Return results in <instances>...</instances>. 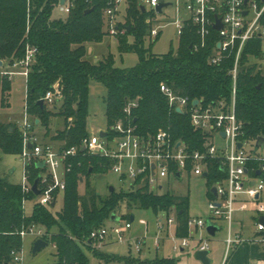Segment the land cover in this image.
<instances>
[{"label":"trees","instance_id":"trees-1","mask_svg":"<svg viewBox=\"0 0 264 264\" xmlns=\"http://www.w3.org/2000/svg\"><path fill=\"white\" fill-rule=\"evenodd\" d=\"M60 3L61 0H0V60L12 64L26 56L27 48L36 50V62L27 79L25 104L35 128L44 129L43 138L49 142H63L66 149L81 146L82 140L89 135L90 82L97 80L107 89L108 125L125 119V107L129 102H136L138 107L133 110L132 120L143 133L168 129L176 140L198 149L200 133L192 128L186 114L169 107L160 86L167 84L178 95L191 100L213 102L229 98L231 62L218 67L208 63L216 32L204 48L195 50L193 46L199 42V37L196 28L188 23L176 50L163 55L154 54V42L150 38L156 13L143 12L140 0H125V22L116 24L115 38L119 53L137 54L138 62L130 68L116 67L114 56L109 54L104 61L94 63L87 58V45L99 44L109 35L106 26L110 19L107 20L106 11L116 8L115 0H73L68 17L55 20L52 14ZM117 15H120L119 11L115 12ZM252 53L258 55V49ZM248 60L246 56L245 62ZM56 84L62 95L61 106L58 110L48 106L42 109L38 102ZM11 90L12 82L0 73V108L8 105ZM236 114L244 126L243 139H264V73L254 67L239 73ZM54 117L63 119L65 128L51 135ZM22 150L20 126L0 122V152L20 156ZM71 162L73 168L66 176L64 204L60 211L41 206L35 194L24 193L21 185L0 178V264H10L12 252L23 250L21 232L32 226L45 230L47 236L43 240L56 248L54 264H89L84 248L93 249L85 244L86 240L94 229L105 226L113 215L119 218L123 209L152 210L158 214L177 207L183 214L178 213L175 234L180 239L189 238L187 197L152 194L146 190H115L100 196L90 180L94 175L107 173L104 161L81 152ZM27 170L29 182L34 184L42 170L36 163ZM221 177L225 175L220 167L212 163L208 179L210 200L215 198L211 188ZM82 183L85 184L83 195L79 191ZM28 201H35L30 215L25 210ZM149 264L177 262L156 258Z\"/></svg>","mask_w":264,"mask_h":264},{"label":"built area","instance_id":"built-area-1","mask_svg":"<svg viewBox=\"0 0 264 264\" xmlns=\"http://www.w3.org/2000/svg\"><path fill=\"white\" fill-rule=\"evenodd\" d=\"M73 0H65L58 5L62 12L70 13ZM125 0H115V9L106 11L110 19V34L117 33L114 23L115 12L119 11ZM142 6L150 7L156 14V7L160 0H140ZM175 7L177 18L173 22L180 38L186 24H192L197 31L199 42L194 45L195 50L204 48L213 32H216L214 47L208 59L211 66H222L231 62L229 74L232 78L230 97L213 102L204 99L191 100L178 95L167 84H161L160 91L168 100L169 107L180 114H186L192 128L201 135L200 147L194 150L190 144L176 140L168 129H159L152 133H143L132 120L133 110L138 107L136 102H129L124 109L125 119L89 135L82 140L80 147L63 148V142L40 141L35 133L33 119L27 114L25 104V118L20 124L23 132L22 162L24 166L23 182L20 184L24 193H33L28 178V166L33 163L44 164L41 168L36 196L38 204L51 207L66 190V176L72 171V160L79 153H87L104 161L108 172L118 176L119 182L127 186L125 191L146 190L148 193L162 195L164 186L161 181L173 178L181 182L184 176L210 177L212 163L220 167L225 177L218 179L212 186L216 188L217 196L210 200L209 208L212 212L210 222L223 221L226 223V257L231 250L243 242L241 235L234 231L235 213L240 196H248L258 215L256 222L257 242L264 249V223L259 219L264 216V156L256 150L257 141L243 139V123L236 114L239 73L255 68L264 73V0H175L168 2ZM147 10V9H146ZM164 12V9H163ZM151 21L148 20V23ZM153 23L151 41L161 35L163 27ZM220 26V29H215ZM254 55L252 51L257 50ZM249 50V52H248ZM249 60L245 62V57ZM3 64L6 63L0 60ZM36 62V50L27 48L26 56L8 64L12 71L2 73L11 81L13 77L22 76L26 82L33 64ZM45 106L58 110L62 104V95L56 84L42 99ZM179 113V112H178ZM72 122V119H70ZM105 133L106 136L101 134ZM241 144V147H239ZM264 149V147H263ZM256 164V165H255ZM103 177V175H101ZM211 188V190H212ZM34 194V193H33ZM213 194V193H212ZM214 195V194H213ZM26 205V202H25ZM177 212L175 218L167 219L166 223L158 221V230L164 231L176 223L178 224L179 209L173 207L169 212ZM166 212V211H161ZM166 212V213H169ZM128 222L123 227L107 228L102 226L94 229L85 244L99 247L107 241H124V235L132 228ZM207 222L201 219H188L189 233L206 230ZM32 235L36 239L47 236L45 230L32 226L21 232V236ZM176 236V235H175ZM177 237V236H176ZM178 238V237H177ZM180 239V238H178ZM180 245L175 244L174 250L189 247V238L180 239ZM199 251H209L208 240L201 239ZM141 241L136 242L135 248L141 251ZM154 246L159 249L160 238H156ZM227 258H225L226 261ZM14 264H24L23 252H12Z\"/></svg>","mask_w":264,"mask_h":264},{"label":"rangeland","instance_id":"rangeland-1","mask_svg":"<svg viewBox=\"0 0 264 264\" xmlns=\"http://www.w3.org/2000/svg\"><path fill=\"white\" fill-rule=\"evenodd\" d=\"M168 2H174L175 0H167ZM147 11H151L150 7L146 8ZM119 18L125 22V3H121L119 7ZM68 14L62 12L59 7H55L52 18L55 20L66 19ZM176 9L173 6H169L164 9L162 14H156L157 25L163 27L161 29V35L158 41H152V51L154 54L163 55L170 50H176L179 43V37L176 27L173 22L176 20ZM108 20V19H107ZM111 26V24H110ZM109 25L106 26V30L110 34ZM115 36V35H114ZM114 36H106L99 44L87 45V58L93 61L95 57H98L99 61H104L109 54H112L115 59V66L121 68L134 67L138 62V55L134 53L121 55L118 51V42ZM148 47V43H146ZM12 71V68L6 64L4 67H0V73ZM12 90L8 97V105L4 108H0V122L4 124H20L25 118V102L27 95V82L24 77H13ZM107 89L97 80L90 82V98H89V118H88V131L97 133L98 131L107 127L106 117V99ZM51 109L50 107H48ZM65 128L64 120L59 117H54L51 120V135H55L56 132ZM41 136L43 137L44 129L41 128ZM49 139H47L48 142ZM41 141V139H40ZM256 145L254 144V147ZM264 156V149L259 153ZM24 176V166L22 157L17 155H6L0 152V178L6 179L14 184H22ZM91 184L96 192L100 196L107 195L113 186L116 191L126 190L127 186L122 185L119 182L118 176L114 173L108 172L103 175L102 178L94 175L91 178ZM164 186L163 194L169 193L176 197H183L189 199V217L191 219H201L205 222H210L212 219V212L209 208L210 197L208 196L209 185L208 180L202 176H184L181 182H176L173 178L161 181ZM80 193H85V184L82 183L79 187ZM63 194L59 196L55 211H60L63 208L64 200ZM34 202L28 201L25 205L27 215H30ZM119 220L106 221L105 226L111 228L114 226L123 227L128 222H131V217L134 221L131 223L132 228L124 235V241L119 242L116 240L107 241L99 247H92L93 250L84 248V252L89 259V264H149L153 262L157 257H167L171 255L173 258L182 259L183 262L191 264H200L196 259V247L198 241L201 239L208 240L209 244V258L212 260V264H215L216 260L220 261L223 257L224 247L219 245V241L223 238H227L226 223L223 221H215L216 226L222 228L217 231L215 236L209 235L207 230H200L190 233V255L181 256L179 252L173 249L174 244L180 245L181 240L175 236L176 223L172 224L169 229L166 227L164 231L158 230V221L162 220L166 223L168 217L175 218L177 212H159L154 213L152 210H139V209H123L119 214ZM243 218L254 217V213L247 212L243 215ZM234 226V230H235ZM235 232V231H234ZM156 238H160L161 246L157 249L154 246ZM222 238V239H221ZM36 237L32 235H26L23 237V258L24 264H54L56 258V248L54 245L49 244L47 247L42 248L36 254L33 253L34 243ZM141 241V251L136 250V242ZM220 247V248H219ZM173 249V251H172ZM227 255L226 258H228ZM227 260V259H226ZM133 262V263H132ZM10 264H14L11 262Z\"/></svg>","mask_w":264,"mask_h":264},{"label":"crops","instance_id":"crops-1","mask_svg":"<svg viewBox=\"0 0 264 264\" xmlns=\"http://www.w3.org/2000/svg\"><path fill=\"white\" fill-rule=\"evenodd\" d=\"M109 21V18H108ZM122 19L117 16L114 18V23L117 24L119 22L122 23ZM111 23V22H110ZM110 23L108 24L110 27ZM117 28V26H116ZM110 31V28H109ZM108 36H114L109 34ZM115 37V36H114ZM95 62L98 61V57H95L94 60ZM5 64L0 65V67H4ZM38 124L39 121H36ZM41 128L38 127L35 129V133L38 136L41 141H47L45 140L40 132ZM49 142V140H48ZM247 212H252L254 213V217L248 219V218H243ZM258 215L256 213L254 205L250 202L248 196L242 195L240 196V199L238 201L237 207H236V213H235V233L241 235L243 242L239 245H237L235 248H233L229 254V257L225 261L226 258V239L221 238L222 240L219 241V245L224 247V252H223V257L220 259V261L216 260L215 264H264V249L262 246L256 241L258 237V233L256 231V222L258 221ZM134 221V220H133ZM216 224V223H215ZM178 227V224L176 225L174 233H176V229ZM176 235V234H175ZM200 241V240H199ZM198 241V245L196 247V252L199 251L200 247V242ZM175 246V244H174ZM173 246V249H174ZM162 247V246H160ZM220 248V247H219ZM160 249V248H159ZM172 249V251H173ZM190 246L187 248H182L180 249L179 252L181 256H189L190 255ZM158 258V257H157ZM162 258H169V259H174L177 264H191V263H186L183 262L182 259H177L171 257V255H168L167 257H162ZM210 264H212V260L209 258ZM198 261V260H197ZM200 264H202L200 261H198Z\"/></svg>","mask_w":264,"mask_h":264},{"label":"water","instance_id":"water-1","mask_svg":"<svg viewBox=\"0 0 264 264\" xmlns=\"http://www.w3.org/2000/svg\"><path fill=\"white\" fill-rule=\"evenodd\" d=\"M64 3H65V0H61V5H63ZM170 5H171V4H170V3H166L165 0H160V4L156 7V12H157L158 14H162V13H163V9L169 7ZM141 8H142V11H143V12L146 11V9H145L144 6H142ZM86 13H88V12H86ZM130 29H131V26L128 27V31H130ZM215 29L219 30V29H220V26H216ZM191 48H192V46H191ZM2 64H3V63L0 61V65H2ZM258 89H260V87H258ZM38 105L43 109L44 106H45V102H44V100H40V101L38 102ZM177 112L180 113L181 110L178 109ZM101 135H102V136H106L105 133H102ZM239 147H241V144H239ZM263 147H264V139L260 138L259 140H257L256 150H258V149H263ZM38 167H39V168H43V167H44V164H38ZM90 172H91V170H90ZM207 176H208V174H207V173H204V177H207ZM99 178H102V176L100 175ZM81 182H83V180H81ZM39 183H40V177H38V178L35 180V182H34V184H33V186H32V191H33V193L35 194V196H39V195H40V191H39V189H38ZM109 190H110V193H113V192L115 191V188H114L113 186H111V187L109 188ZM211 192L214 194V196H217V190H216V188H212ZM55 207H56V201H54V202L52 203V205H51V208L54 209ZM182 214H183V212H180V213H179V215H182ZM117 220H119V218L116 217L115 215H113L112 218H111V221H117ZM133 220H134V218L132 217V218H131V221H133ZM259 221H260L261 223H264V216H262V217L259 219ZM206 230H207V232L209 233V235H211V236H215L216 233H217V231L222 230V228L219 227V226H216L215 224H212L211 222H208V223H207V228H206ZM48 245H49V243L46 242L45 240H43V239H37V240L35 241V243H34L33 253L36 254V253L39 252L42 248L47 247ZM196 259H197L198 261H200L202 264H210V260H209V251H198V252L196 253Z\"/></svg>","mask_w":264,"mask_h":264}]
</instances>
